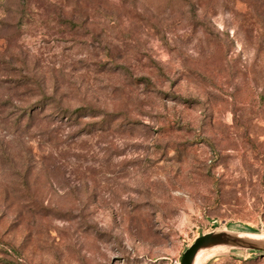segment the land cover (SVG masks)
I'll return each instance as SVG.
<instances>
[{"label":"rangeland","instance_id":"rangeland-1","mask_svg":"<svg viewBox=\"0 0 264 264\" xmlns=\"http://www.w3.org/2000/svg\"><path fill=\"white\" fill-rule=\"evenodd\" d=\"M219 231L264 245V0H0V264H181Z\"/></svg>","mask_w":264,"mask_h":264},{"label":"water","instance_id":"water-1","mask_svg":"<svg viewBox=\"0 0 264 264\" xmlns=\"http://www.w3.org/2000/svg\"><path fill=\"white\" fill-rule=\"evenodd\" d=\"M219 244L231 245L235 248H243L264 252L263 241H251L236 237L230 232H209L199 236L195 242L185 251L181 264H194L199 249L203 246H214Z\"/></svg>","mask_w":264,"mask_h":264},{"label":"trees","instance_id":"trees-1","mask_svg":"<svg viewBox=\"0 0 264 264\" xmlns=\"http://www.w3.org/2000/svg\"><path fill=\"white\" fill-rule=\"evenodd\" d=\"M88 111V108L87 107H80L78 108L75 113L77 115V117H83V116H86L88 114H86Z\"/></svg>","mask_w":264,"mask_h":264},{"label":"bare ground","instance_id":"bare-ground-1","mask_svg":"<svg viewBox=\"0 0 264 264\" xmlns=\"http://www.w3.org/2000/svg\"><path fill=\"white\" fill-rule=\"evenodd\" d=\"M234 236L242 238V239H246V240L256 241V240H252V239H248V238H243V237H240V236H237V235H234Z\"/></svg>","mask_w":264,"mask_h":264}]
</instances>
